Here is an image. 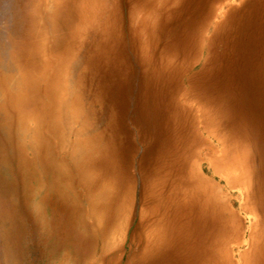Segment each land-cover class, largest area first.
Listing matches in <instances>:
<instances>
[{
    "label": "rangeland",
    "instance_id": "1",
    "mask_svg": "<svg viewBox=\"0 0 264 264\" xmlns=\"http://www.w3.org/2000/svg\"><path fill=\"white\" fill-rule=\"evenodd\" d=\"M0 264H264V0H0Z\"/></svg>",
    "mask_w": 264,
    "mask_h": 264
},
{
    "label": "bare ground",
    "instance_id": "2",
    "mask_svg": "<svg viewBox=\"0 0 264 264\" xmlns=\"http://www.w3.org/2000/svg\"><path fill=\"white\" fill-rule=\"evenodd\" d=\"M85 1V0H84ZM91 2V1H90ZM82 3V2H81ZM108 3V2H107ZM88 5V4H87ZM86 7V4H85ZM88 7V6H87ZM96 7V6H95ZM85 11V10H84ZM99 14H101V11H98ZM90 16V15H89ZM86 17V16H85ZM98 21V20H97ZM89 22V21H88ZM84 23V21H83ZM84 25V24H83ZM100 25V24H99ZM89 27V26H88ZM92 27V26H91ZM79 28V27H78ZM82 28V27H81ZM80 28V29H81ZM103 28V27H102ZM109 28V26H108ZM136 28V27H135ZM101 30V29H100ZM92 31V30H91ZM105 31V30H104ZM89 32V31H88ZM87 32V33H88ZM108 32V31H107ZM78 34V33H77ZM82 34V33H81ZM84 34V33H83ZM94 34V33H92ZM74 35V34H73ZM85 36V35H84ZM83 36V37H84ZM88 36V35H87ZM96 37V36H95ZM79 38V37H78ZM106 38V37H105ZM78 40V39H77ZM84 40V39H83ZM107 40V39H106ZM85 41V40H84ZM67 42V41H66ZM87 43V42H86ZM81 45V43H80ZM71 46V45H70ZM69 50V49H68ZM70 51V50H69ZM60 52V51H59ZM71 53V51H70ZM78 56V55H77ZM76 57V56H75ZM75 61V60H74ZM39 70L37 72L36 78L33 82V87L35 90V94H34V98L38 97L39 94L43 93L45 95H47V71H49L51 69L52 63L49 60V58H47V52L46 50H44L41 54H40V62H39ZM83 72V71H82ZM85 73V72H84ZM21 77V76H20ZM83 78V77H82ZM43 82H45V86H43ZM25 85V83H24ZM28 94L24 95L21 94L19 96L18 99H16V104L20 105V102H23L25 100L28 99ZM40 101V100H39ZM38 104V103H37ZM37 109V106H36ZM36 111V110H35ZM47 111V109H46ZM72 116V115H71ZM74 116V115H73ZM17 117H19L18 120V124L22 125V128H25V134L23 137V143L25 144V146H27V148H29L31 150V152L33 153V157L34 159H36V162H38V152L41 151L44 155V160L45 163H43L44 167L47 164V147H44V149H42V145H43V133H42V126L41 123H43L40 120L41 116H38L36 114H28L26 115V113L22 112L21 110L18 109L17 111ZM75 117V116H74ZM33 126V128H32ZM73 130V129H72ZM72 138V137H71ZM86 144H83V148ZM25 149H23L24 151ZM81 159L86 158L85 155L80 156ZM33 159V161H34ZM35 162V161H34ZM29 167V164H28ZM38 167V163H32L31 167H29V170H24V172H26V174L29 171H33L32 175H37L40 176V169L37 168ZM56 173V171H55ZM224 178V177H223ZM90 211V210H89ZM88 211V212H89ZM90 214V213H89Z\"/></svg>",
    "mask_w": 264,
    "mask_h": 264
}]
</instances>
